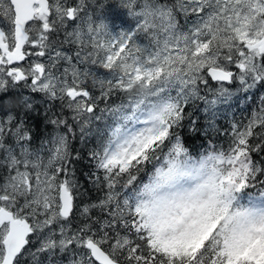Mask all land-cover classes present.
I'll return each instance as SVG.
<instances>
[{
  "label": "snow or ice",
  "instance_id": "6c2138e0",
  "mask_svg": "<svg viewBox=\"0 0 264 264\" xmlns=\"http://www.w3.org/2000/svg\"><path fill=\"white\" fill-rule=\"evenodd\" d=\"M105 7L0 0V264H264V0Z\"/></svg>",
  "mask_w": 264,
  "mask_h": 264
},
{
  "label": "trees",
  "instance_id": "16d2710c",
  "mask_svg": "<svg viewBox=\"0 0 264 264\" xmlns=\"http://www.w3.org/2000/svg\"><path fill=\"white\" fill-rule=\"evenodd\" d=\"M242 101H245V100H242ZM255 102H256L255 99H253V104L244 103L242 105H239L238 108L233 110L232 116L233 115L234 116L231 119H228L227 117L220 115V117H219V119L217 121V127L220 128L222 131H221V134L215 136V141L220 143V144H226L228 138L224 134V132L230 128V121L233 118H235L237 120L244 119L248 115V112L250 111L251 107L254 105ZM197 114H196V116L199 117V123L202 124L201 116H199ZM226 119L230 120V121L229 122H225L224 120H226ZM190 137L191 138H189L187 140V144L190 147H192L194 151L196 149H198L202 143L205 142L202 134L199 135V136L190 134Z\"/></svg>",
  "mask_w": 264,
  "mask_h": 264
},
{
  "label": "rangeland",
  "instance_id": "374dc122",
  "mask_svg": "<svg viewBox=\"0 0 264 264\" xmlns=\"http://www.w3.org/2000/svg\"><path fill=\"white\" fill-rule=\"evenodd\" d=\"M100 3H104L106 4V7L104 9V11L106 13L108 12H115L116 9H115V2L116 0H99ZM264 91V90H262ZM257 95H259V93H257ZM244 103H247V104H253V100H245V101H242V99L240 97H237L233 103V105L230 106V108H222L221 109V115L222 116H225L227 117L228 119H231L233 116H232V113H233V110L238 108L239 105H242ZM197 115L201 116V121H202V124L204 123V118L203 116L198 113ZM225 122H229L230 120H224Z\"/></svg>",
  "mask_w": 264,
  "mask_h": 264
}]
</instances>
